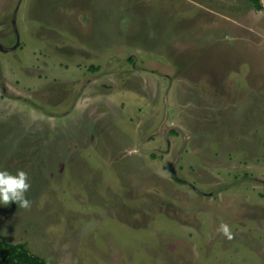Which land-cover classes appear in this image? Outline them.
Here are the masks:
<instances>
[{
    "label": "rangeland",
    "instance_id": "obj_1",
    "mask_svg": "<svg viewBox=\"0 0 264 264\" xmlns=\"http://www.w3.org/2000/svg\"><path fill=\"white\" fill-rule=\"evenodd\" d=\"M0 171L46 264H264V10L0 0Z\"/></svg>",
    "mask_w": 264,
    "mask_h": 264
},
{
    "label": "clouds",
    "instance_id": "obj_2",
    "mask_svg": "<svg viewBox=\"0 0 264 264\" xmlns=\"http://www.w3.org/2000/svg\"><path fill=\"white\" fill-rule=\"evenodd\" d=\"M29 188L28 176L24 171H18L15 175L0 171V204L16 203L21 208H27L30 203L26 197ZM221 229L228 232L226 225H222Z\"/></svg>",
    "mask_w": 264,
    "mask_h": 264
},
{
    "label": "trees",
    "instance_id": "obj_3",
    "mask_svg": "<svg viewBox=\"0 0 264 264\" xmlns=\"http://www.w3.org/2000/svg\"><path fill=\"white\" fill-rule=\"evenodd\" d=\"M256 11H263L262 0H247ZM0 264H46V262L32 254L24 243L12 244L0 236Z\"/></svg>",
    "mask_w": 264,
    "mask_h": 264
},
{
    "label": "water",
    "instance_id": "obj_4",
    "mask_svg": "<svg viewBox=\"0 0 264 264\" xmlns=\"http://www.w3.org/2000/svg\"><path fill=\"white\" fill-rule=\"evenodd\" d=\"M262 4H263V6H264V0H262Z\"/></svg>",
    "mask_w": 264,
    "mask_h": 264
}]
</instances>
